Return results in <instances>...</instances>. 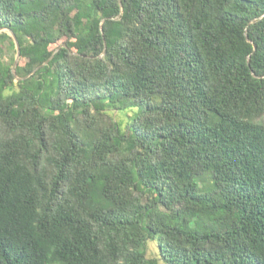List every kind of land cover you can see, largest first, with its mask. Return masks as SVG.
<instances>
[{
  "label": "trees",
  "instance_id": "obj_1",
  "mask_svg": "<svg viewBox=\"0 0 264 264\" xmlns=\"http://www.w3.org/2000/svg\"><path fill=\"white\" fill-rule=\"evenodd\" d=\"M0 28V264H264V0H0Z\"/></svg>",
  "mask_w": 264,
  "mask_h": 264
},
{
  "label": "rangeland",
  "instance_id": "obj_2",
  "mask_svg": "<svg viewBox=\"0 0 264 264\" xmlns=\"http://www.w3.org/2000/svg\"><path fill=\"white\" fill-rule=\"evenodd\" d=\"M14 42V41H13ZM6 56L5 57H10L9 53L6 51ZM15 58V56H14ZM19 59V58H18ZM18 61V60H17ZM113 115L117 117V119L121 120L122 122L120 123L121 126H123L124 122L129 119L128 117L132 115V111H120V112H113ZM145 255L147 257H152V258H158L159 259V254L158 250L156 247V244L154 241H148L146 244V249H145ZM159 264H162L161 261H159Z\"/></svg>",
  "mask_w": 264,
  "mask_h": 264
},
{
  "label": "water",
  "instance_id": "obj_3",
  "mask_svg": "<svg viewBox=\"0 0 264 264\" xmlns=\"http://www.w3.org/2000/svg\"><path fill=\"white\" fill-rule=\"evenodd\" d=\"M5 28H0V31L1 30H4ZM6 31L8 32V34L12 37L13 41H14V44H15V48H16V55H15V58H14V63H13V67L17 64V60L19 58V43L14 35V33L9 30V29H6ZM14 72V71H13Z\"/></svg>",
  "mask_w": 264,
  "mask_h": 264
}]
</instances>
